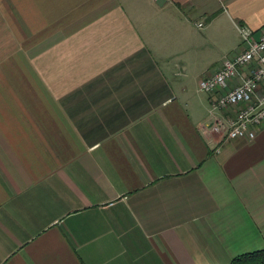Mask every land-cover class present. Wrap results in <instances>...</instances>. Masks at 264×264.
<instances>
[{
  "label": "crops",
  "instance_id": "obj_1",
  "mask_svg": "<svg viewBox=\"0 0 264 264\" xmlns=\"http://www.w3.org/2000/svg\"><path fill=\"white\" fill-rule=\"evenodd\" d=\"M240 26L257 38L264 0H0V264L264 249V124L207 131L198 88Z\"/></svg>",
  "mask_w": 264,
  "mask_h": 264
},
{
  "label": "built area",
  "instance_id": "obj_2",
  "mask_svg": "<svg viewBox=\"0 0 264 264\" xmlns=\"http://www.w3.org/2000/svg\"><path fill=\"white\" fill-rule=\"evenodd\" d=\"M239 34L243 49L225 57L216 72L199 80L198 88L213 95L207 131L227 140H252L264 124V30L255 38L252 30L240 26Z\"/></svg>",
  "mask_w": 264,
  "mask_h": 264
},
{
  "label": "trees",
  "instance_id": "obj_3",
  "mask_svg": "<svg viewBox=\"0 0 264 264\" xmlns=\"http://www.w3.org/2000/svg\"><path fill=\"white\" fill-rule=\"evenodd\" d=\"M227 264H264V249L239 254Z\"/></svg>",
  "mask_w": 264,
  "mask_h": 264
}]
</instances>
